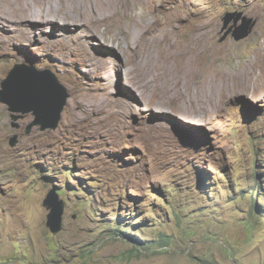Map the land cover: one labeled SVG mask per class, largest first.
<instances>
[{"label":"rangeland","instance_id":"374dc122","mask_svg":"<svg viewBox=\"0 0 264 264\" xmlns=\"http://www.w3.org/2000/svg\"><path fill=\"white\" fill-rule=\"evenodd\" d=\"M100 1L0 0V92L26 64L69 94L56 130L0 102V264H264V0ZM144 12L184 61L123 33Z\"/></svg>","mask_w":264,"mask_h":264},{"label":"water","instance_id":"95a60500","mask_svg":"<svg viewBox=\"0 0 264 264\" xmlns=\"http://www.w3.org/2000/svg\"><path fill=\"white\" fill-rule=\"evenodd\" d=\"M242 15L227 14L226 23L233 19L238 23ZM256 21L244 18L243 25L234 33L235 41L240 42L248 38L255 28ZM228 32L222 41L229 37ZM69 98L66 88L51 72L36 71L24 65H16L2 82L0 102L8 106L13 113L14 120L24 119L26 115L33 113L35 120L28 126L27 133L34 127H40L42 131L56 130L62 119V113ZM22 114V115H15ZM15 127L19 125L14 124ZM16 144V139L11 143ZM43 207L50 210L48 227L53 234L62 230V217L64 203L59 200L54 192H50L43 202Z\"/></svg>","mask_w":264,"mask_h":264},{"label":"bare ground","instance_id":"6f19581e","mask_svg":"<svg viewBox=\"0 0 264 264\" xmlns=\"http://www.w3.org/2000/svg\"><path fill=\"white\" fill-rule=\"evenodd\" d=\"M24 1V0H23ZM34 1V0H33ZM36 2L35 3H37V2H39L38 4H40V3H46V1H50V0H46V1H44V0H35ZM62 1V0H61ZM66 1V0H65ZM78 1V0H77ZM100 1V0H99ZM52 2H55V1H52ZM113 2V1H112ZM27 3V2H26ZM30 3V2H29ZM28 3V4H29ZM83 3V2H82ZM58 4V3H57ZM79 4H80V1H79ZM100 4H101V6L102 7H104V5H106V6H108V9L110 8V6H109V4H110V0H101L100 1ZM113 4V3H112ZM33 5H34V3H33ZM29 6V5H28ZM31 6V5H30ZM113 6V5H112ZM22 7V6H21ZM20 7V8H21ZM24 7V6H23ZM22 7V8H23ZM38 7H39V5H38ZM29 8V7H28ZM27 8V9H28ZM76 8V7H75ZM105 8V7H104ZM112 8V7H111ZM21 10H23V9H21ZM77 10V9H76ZM39 12H44L43 11V9H42V11H40V10H38ZM70 11V10H69ZM89 11V10H88ZM109 11V10H108ZM86 12V11H85ZM118 12L120 13V10L118 9ZM22 13H24V15H27L28 13L26 12V8L24 7V10L22 11ZM33 13L34 12H32V15H33ZM36 13V12H35ZM83 13V12H82ZM90 13V12H89ZM92 13V12H91ZM115 13V12H114ZM84 14V13H83ZM82 14V15H83ZM109 14V13H108ZM111 14V13H110ZM30 15V14H29ZM37 15H41V14H37ZM80 15V14H79ZM86 15V14H85ZM88 16H90V14H88ZM95 16V15H94ZM37 17V16H36ZM41 18H42V16H40ZM81 17H83V16H81ZM91 17V16H90ZM89 17V18H90ZM93 17V16H92ZM109 17H111V16H109ZM35 18V17H34ZM38 18V17H37ZM86 18H87V15H86ZM94 18V17H93ZM102 18H104V17H102ZM150 18H152V17H150V15H149V13H146L145 14V12H144V14L142 15V16H137V18H136V20L135 21H133V23L132 24H128V27H127V29L126 28H124L123 29V33L126 35V36H129V30L128 29H130V28H132L133 26L137 29V33H133L134 35H135V38L136 39H139V40H143V45H146V44H148L147 43V41L145 42V37H152V39H159L161 42H162V45H160L159 46V48H158V52H159V54L160 55H162V54H166V56L169 58H178L179 59V61H181V58L183 59V61L186 59L185 58V56H187V55H183V52H182V49H181V47L177 44V37H176V32H175V30H174V28L171 26V28H164V29H162L161 27L162 26H160V24H159V22H157V16L155 17L156 19L155 20H153V21H150ZM99 19H101V18H99ZM105 19H107V16H105ZM88 20V19H87ZM90 20V19H89ZM112 20V19H111ZM140 20V21H139ZM91 21H92V19H91ZM139 21V22H138ZM110 25V24H109ZM168 27V26H167ZM201 28V27H200ZM200 31V29H196V30H194L193 31V33H196V32H199ZM149 38V39H150ZM148 39V38H147ZM148 39V40H149ZM157 42V41H156ZM161 42H158V43H161ZM108 43H110L109 41H108ZM156 44V43H155ZM154 47V46H153ZM201 47H203L202 45H201ZM201 47H200V43L198 42V43H196L195 45H194V48H193V52H195V53H193V54H191V55H189V56H192V57H196V58H198L197 60H202V58H204L202 55L203 54H206V53H204L203 52V54H202V50H204L203 48L201 49ZM206 47V46H205ZM153 50H154V48H153ZM207 52V51H206ZM213 53V52H212ZM157 54V53H156ZM159 56V55H158ZM215 56V55H214ZM206 57V56H205ZM189 59V58H188ZM192 58H190L189 60H191ZM188 60V61H189ZM173 61V60H172ZM126 63V62H125ZM188 63V62H187ZM185 64V63H184ZM196 64V63H195ZM189 65V64H188ZM203 66V65H202ZM194 68V67H193ZM164 71V70H163ZM191 72V71H190ZM249 72V71H248ZM252 72V71H251ZM163 73V72H162ZM183 73V72H182ZM186 73V72H185ZM241 73V72H240ZM243 73V72H242ZM169 74V73H168ZM192 74V73H191ZM186 75V74H185ZM243 75V74H242ZM188 76H190L189 75V73H188ZM192 76H193V74H192ZM183 77H185V76H183ZM186 77H187V75H186ZM240 77H241V75H240ZM189 78V77H188ZM242 78V77H241ZM169 79V78H168ZM171 79H172V77H171ZM173 79H174V77H173ZM185 79H187V78H185ZM191 79V78H190ZM248 79V78H247ZM188 80V79H187ZM186 80V81H187ZM243 80V79H242ZM173 81V80H172ZM194 81V80H193ZM244 81V80H243ZM178 82V81H177ZM174 90V89H173ZM179 90V89H178ZM188 90V89H187ZM186 90V91H187ZM169 91V90H168ZM172 91V90H171ZM181 91H182V89H181ZM190 93V92H189ZM183 94H181V92H174L173 93V96L174 97H180V96H182ZM172 98V97H171ZM186 98V97H185ZM81 100V99H80ZM77 101L78 103V107L79 108H81V112H85V111H88L89 110V108H90V105L88 104V103H86L85 101H83V99L81 100V101ZM182 100H183V97H182ZM88 101V100H87ZM175 101V100H174ZM186 101V100H185ZM92 106V105H91ZM187 106H189V105H187ZM196 106V105H195ZM182 107V106H181ZM197 107V106H196ZM198 110V109H197ZM77 112V111H76ZM81 112H77L78 113V116H79V114L81 113ZM199 112V111H198ZM197 113V112H196ZM83 114V113H82ZM199 117V116H198Z\"/></svg>","mask_w":264,"mask_h":264},{"label":"clouds","instance_id":"9594fccd","mask_svg":"<svg viewBox=\"0 0 264 264\" xmlns=\"http://www.w3.org/2000/svg\"><path fill=\"white\" fill-rule=\"evenodd\" d=\"M252 34V33H251ZM221 41H222V39H221ZM18 65V64H17ZM24 65H26V64H24ZM28 66V65H27ZM30 67V66H29ZM32 68V67H31ZM34 69V68H33ZM35 70V69H34ZM37 71V70H36ZM41 72H43V71H41ZM44 72H46V71H44ZM50 72V71H49ZM52 73V72H51ZM54 74V73H53ZM55 75V74H54ZM56 76V75H55ZM59 80V79H58ZM61 83V82H60ZM67 90V89H66ZM68 92V91H67ZM69 99V98H68ZM68 102V101H67ZM67 105V104H66ZM66 107V106H65ZM31 114H33V113H31Z\"/></svg>","mask_w":264,"mask_h":264}]
</instances>
